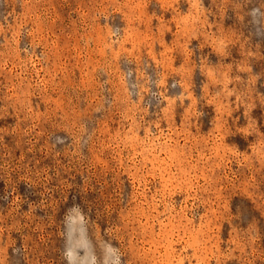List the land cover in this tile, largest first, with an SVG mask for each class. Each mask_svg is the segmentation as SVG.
<instances>
[{"label": "rangeland", "instance_id": "obj_1", "mask_svg": "<svg viewBox=\"0 0 264 264\" xmlns=\"http://www.w3.org/2000/svg\"><path fill=\"white\" fill-rule=\"evenodd\" d=\"M0 264H264V0H0Z\"/></svg>", "mask_w": 264, "mask_h": 264}]
</instances>
